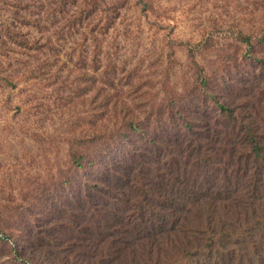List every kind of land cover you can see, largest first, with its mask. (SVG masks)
Masks as SVG:
<instances>
[{
	"label": "rangeland",
	"instance_id": "1",
	"mask_svg": "<svg viewBox=\"0 0 264 264\" xmlns=\"http://www.w3.org/2000/svg\"><path fill=\"white\" fill-rule=\"evenodd\" d=\"M261 36L264 0H0V264H155L138 245L173 213L114 210V195L136 201L140 177L164 191V165L185 179L198 149L240 152L244 117L264 136ZM191 50L234 122L197 89ZM127 113L139 126L122 127ZM74 152L90 154L82 168ZM228 170L229 205L263 206L264 175L256 189Z\"/></svg>",
	"mask_w": 264,
	"mask_h": 264
},
{
	"label": "trees",
	"instance_id": "2",
	"mask_svg": "<svg viewBox=\"0 0 264 264\" xmlns=\"http://www.w3.org/2000/svg\"><path fill=\"white\" fill-rule=\"evenodd\" d=\"M75 5L73 1L70 3L71 7ZM97 9L98 7H93L90 14L87 12L88 16L97 15L100 9L93 12ZM112 9L113 12L116 10L115 7ZM79 14L77 11L76 15L70 16L76 25L82 24ZM96 27L99 29L98 24L92 21L86 22L81 28L91 34ZM236 39L247 44L249 48L253 47L250 34L240 31ZM259 42L264 43V36L259 37ZM189 57L192 62L193 81L197 89L205 90V93L209 95V77L205 74L204 68L195 61L192 50ZM209 96L218 103L224 119L233 122L236 120V109L233 105L219 103L211 91ZM130 115L127 113L122 118L124 129L139 126V121ZM244 118L241 122L244 147L240 152L235 148L227 147L226 150L222 147L218 150L213 148V155H210L198 149L196 163L193 162L191 165L186 164L187 162L181 163L182 176H186L185 179L179 181L178 172L170 167L173 163L164 165V176L169 179L168 188L164 191L149 187L144 182V178L140 177L136 181L138 192L136 201L129 200L124 191L114 195L112 206L114 210H120V208L151 210L150 214H156L154 210H171L173 213L168 216L170 228H165L168 226L164 225L159 230L162 235L158 240L138 245L145 259L154 260L155 264L170 263L167 261L171 259L174 260L170 264H198L199 257L209 259V264H259L262 262L264 202L262 206L250 199L246 208L241 210L229 205L233 192L229 186V177L232 176L228 170L230 166L234 170L245 172L244 176L256 189L260 188V181L264 175V136L259 132L255 122L249 119L250 117L246 120ZM226 142L228 144L229 140ZM89 155L88 152L84 154L74 152L71 155L72 165L82 168L84 162L89 161ZM173 165L178 167V164ZM179 215L182 220L180 228L177 227ZM4 238L9 240L7 236ZM128 243L129 241L125 240V244Z\"/></svg>",
	"mask_w": 264,
	"mask_h": 264
}]
</instances>
